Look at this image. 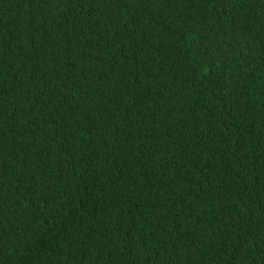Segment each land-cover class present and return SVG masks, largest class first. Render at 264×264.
I'll return each instance as SVG.
<instances>
[{"label": "trees", "instance_id": "trees-1", "mask_svg": "<svg viewBox=\"0 0 264 264\" xmlns=\"http://www.w3.org/2000/svg\"><path fill=\"white\" fill-rule=\"evenodd\" d=\"M0 264H264V0H0Z\"/></svg>", "mask_w": 264, "mask_h": 264}]
</instances>
